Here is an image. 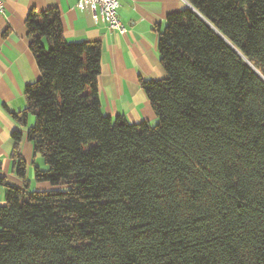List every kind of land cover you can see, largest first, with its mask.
Returning <instances> with one entry per match:
<instances>
[{
  "label": "trees",
  "instance_id": "trees-1",
  "mask_svg": "<svg viewBox=\"0 0 264 264\" xmlns=\"http://www.w3.org/2000/svg\"><path fill=\"white\" fill-rule=\"evenodd\" d=\"M185 1L158 34L165 77L140 81L154 125L103 115L99 43L26 18L40 77L15 119L44 168L30 191L14 134L0 264H264V0Z\"/></svg>",
  "mask_w": 264,
  "mask_h": 264
},
{
  "label": "crops",
  "instance_id": "crops-1",
  "mask_svg": "<svg viewBox=\"0 0 264 264\" xmlns=\"http://www.w3.org/2000/svg\"><path fill=\"white\" fill-rule=\"evenodd\" d=\"M78 1L4 0V11L0 13V177L14 186H23L13 170L14 134H19L17 148L26 165L29 189L35 186L34 169L44 168L41 157L34 154L26 139L33 117L29 116L24 125L15 119L26 108L25 87L40 77L25 26L31 12L57 10L66 43L100 44L97 95L103 115L112 121L123 117L130 124L156 123L140 81H159L165 77L159 61L158 34L164 29L167 16L189 7L188 3L185 0H118V18L126 30L120 34L110 31L100 21H93L87 10L77 8ZM3 204L4 190L0 187V207Z\"/></svg>",
  "mask_w": 264,
  "mask_h": 264
},
{
  "label": "built area",
  "instance_id": "built-area-1",
  "mask_svg": "<svg viewBox=\"0 0 264 264\" xmlns=\"http://www.w3.org/2000/svg\"><path fill=\"white\" fill-rule=\"evenodd\" d=\"M76 6L78 9L87 10L93 21H100L110 31H115L120 34L126 32L118 18V0H79ZM3 11L4 0H0V13Z\"/></svg>",
  "mask_w": 264,
  "mask_h": 264
},
{
  "label": "rangeland",
  "instance_id": "rangeland-1",
  "mask_svg": "<svg viewBox=\"0 0 264 264\" xmlns=\"http://www.w3.org/2000/svg\"><path fill=\"white\" fill-rule=\"evenodd\" d=\"M113 121H114V120H113ZM33 189H34V186H33V187L31 186V188H30L29 190H30V191H33Z\"/></svg>",
  "mask_w": 264,
  "mask_h": 264
}]
</instances>
